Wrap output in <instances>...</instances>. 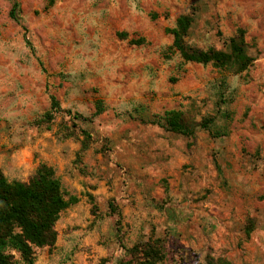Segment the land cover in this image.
<instances>
[{"label": "rangeland", "instance_id": "rangeland-1", "mask_svg": "<svg viewBox=\"0 0 264 264\" xmlns=\"http://www.w3.org/2000/svg\"><path fill=\"white\" fill-rule=\"evenodd\" d=\"M188 13L192 46L229 52L241 29L250 65L186 61ZM171 110L191 134L160 125ZM42 162L79 201L34 264H140L149 241L155 264H264V0H0V168Z\"/></svg>", "mask_w": 264, "mask_h": 264}, {"label": "trees", "instance_id": "trees-1", "mask_svg": "<svg viewBox=\"0 0 264 264\" xmlns=\"http://www.w3.org/2000/svg\"><path fill=\"white\" fill-rule=\"evenodd\" d=\"M17 8L18 3L14 2L11 16L15 19H18ZM193 21V14H183L178 18L176 27L171 29L174 34L173 48L179 51L186 61L213 63L236 73L242 72L250 65L253 59L247 54L246 41L241 29L238 35L230 38L229 52L214 48L204 50L188 42V32ZM59 110L60 103L53 96L51 109L44 113L38 123L51 122ZM103 110L100 105L97 114ZM163 120L165 123L160 125L167 130L183 135L193 132L191 125L178 110L167 111ZM210 123L205 121L200 125L207 128ZM84 133L87 138L91 137L86 130ZM88 148L89 142H86L82 149ZM90 198L92 200V195ZM78 201L76 195L66 197L56 169L45 162L40 163L36 172L27 181H11L0 168V264H34L35 248L55 245L58 236L56 223L61 213ZM111 206L114 207L113 202ZM139 251L144 258L139 260L140 264H155L162 258L160 246L158 244L154 246L151 241L141 245ZM218 264L226 263L219 260Z\"/></svg>", "mask_w": 264, "mask_h": 264}]
</instances>
